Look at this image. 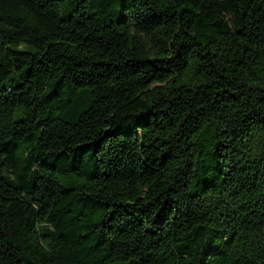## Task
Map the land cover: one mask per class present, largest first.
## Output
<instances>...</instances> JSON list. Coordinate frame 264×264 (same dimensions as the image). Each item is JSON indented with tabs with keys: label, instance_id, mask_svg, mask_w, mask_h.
I'll return each mask as SVG.
<instances>
[{
	"label": "trees",
	"instance_id": "16d2710c",
	"mask_svg": "<svg viewBox=\"0 0 264 264\" xmlns=\"http://www.w3.org/2000/svg\"><path fill=\"white\" fill-rule=\"evenodd\" d=\"M0 264H264V0H0Z\"/></svg>",
	"mask_w": 264,
	"mask_h": 264
}]
</instances>
